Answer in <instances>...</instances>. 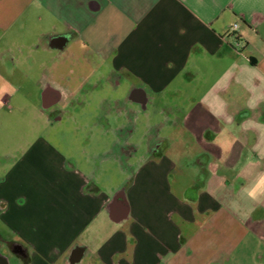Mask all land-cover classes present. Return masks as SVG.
Here are the masks:
<instances>
[{
  "label": "crops",
  "instance_id": "0c3cea01",
  "mask_svg": "<svg viewBox=\"0 0 264 264\" xmlns=\"http://www.w3.org/2000/svg\"><path fill=\"white\" fill-rule=\"evenodd\" d=\"M25 51L47 53L27 56L58 78L57 120L106 64L129 80L126 103L165 116L127 189H89L39 121L25 126L9 79L29 76L10 53ZM0 66V220L30 264H72L74 248L75 264H264V0H0ZM103 213L119 229L101 239Z\"/></svg>",
  "mask_w": 264,
  "mask_h": 264
},
{
  "label": "rangeland",
  "instance_id": "374dc122",
  "mask_svg": "<svg viewBox=\"0 0 264 264\" xmlns=\"http://www.w3.org/2000/svg\"><path fill=\"white\" fill-rule=\"evenodd\" d=\"M10 53L15 55L17 60L19 59V70H22L23 74L25 70L26 72L30 70L29 76L22 75L21 77L23 78H9L22 83L20 91L26 97L25 101L21 99V103L26 107L24 116L25 126H29L32 120L39 121L41 126L38 135L40 139L49 142L51 148L57 150L63 158L65 157L66 162L63 165L66 170H79V172L89 177V189L102 191L105 195L109 196L112 195L113 191L115 194L117 191L127 189L132 184L133 173L147 150L148 139L146 137V128L148 123L151 124L153 122L152 124H154L160 122L165 116L153 112L150 116L146 117L145 110L136 107L134 104L129 105L126 103L125 101L130 91L129 80L126 78H116V73L107 64L100 69L98 77H94L98 80L96 88L87 86L84 92H80L74 98L69 99L66 105H63V114L60 115L61 119H53V115L49 111H46L45 117L44 115L39 116L37 110H31L32 104H35L34 106L41 104L38 82L42 83L43 81L58 79L38 78V73L44 69L39 72L40 68L35 63L34 57L39 55L38 57L40 58L38 59H42L47 56V53L41 52L37 54L35 51H25L23 52L24 54H18L19 52ZM25 54L26 56H24ZM27 54L31 56L33 54V59L29 58ZM31 63L32 65H30ZM101 73L103 74V78H100ZM46 74L48 76L47 72ZM118 80L121 81L120 84L116 83ZM6 89L8 92H11V87L8 86ZM130 107L133 108V111L137 108V112L129 111L127 108ZM151 109L150 107L149 110ZM15 118L16 116L13 111L8 114L5 113L2 116L3 122L5 119H12V122L9 123L6 120L9 133H5V136L10 137V139L15 134L11 131L12 127L10 126L16 122L14 121ZM47 119H49V122H47ZM100 124L104 125V129ZM118 124L122 127L124 126L119 132L113 129V126ZM132 128L135 129L129 133L128 131ZM165 133H167L165 129L158 131L159 135ZM28 134L30 132L26 129V135ZM150 134H156V131L153 129ZM3 136L4 132L1 134V137ZM133 144L137 145L136 154H133L131 150ZM83 145L85 146V153L81 156L79 151ZM102 145L103 147H101ZM75 156H79L78 161L74 159ZM42 173L45 172L42 170ZM97 223L101 225L98 235L101 239L119 229V226L115 225L111 217H107L105 213L94 222L96 229L98 228L95 226ZM91 228L92 226H89L83 235H87L88 233L91 235ZM81 238L82 236L78 238V241ZM10 242H12L11 235L0 220V253L6 254L7 252V255H11L8 252L10 251ZM167 260V258H164L162 261L160 260V264H165ZM10 261L13 264V259H10ZM151 262H153L151 258H146L142 264H151ZM171 262H179V259L172 260ZM55 264L64 263L60 259ZM222 264H228V262L222 261Z\"/></svg>",
  "mask_w": 264,
  "mask_h": 264
},
{
  "label": "flooded vegetation",
  "instance_id": "af4514ba",
  "mask_svg": "<svg viewBox=\"0 0 264 264\" xmlns=\"http://www.w3.org/2000/svg\"><path fill=\"white\" fill-rule=\"evenodd\" d=\"M40 88V101L42 106V111L45 114L46 111H49L52 104H55L63 95L61 90L56 89L53 87L52 81H43L42 83H39ZM51 113V112H50ZM53 115V119L56 118V115L51 113ZM47 122H49V119H47ZM9 250L12 255L16 257V259L19 260V264H30L31 260L28 255V252L25 248H22L19 243H16L14 241L10 242ZM73 256H79L80 255V249L74 248V250L71 252V257ZM71 261V258H70ZM78 261H74L72 264H75ZM0 264H12L10 261V258L7 255H4L0 253Z\"/></svg>",
  "mask_w": 264,
  "mask_h": 264
},
{
  "label": "water",
  "instance_id": "95a60500",
  "mask_svg": "<svg viewBox=\"0 0 264 264\" xmlns=\"http://www.w3.org/2000/svg\"><path fill=\"white\" fill-rule=\"evenodd\" d=\"M110 216H111L112 219H115L113 213H111ZM78 258H79L78 255H77V256H73V255H72V257H71V261H72V263H73L74 261H76Z\"/></svg>",
  "mask_w": 264,
  "mask_h": 264
},
{
  "label": "built area",
  "instance_id": "2783aa9c",
  "mask_svg": "<svg viewBox=\"0 0 264 264\" xmlns=\"http://www.w3.org/2000/svg\"><path fill=\"white\" fill-rule=\"evenodd\" d=\"M237 26H238V24L237 23H234L232 26H231V29H236L237 28Z\"/></svg>",
  "mask_w": 264,
  "mask_h": 264
}]
</instances>
